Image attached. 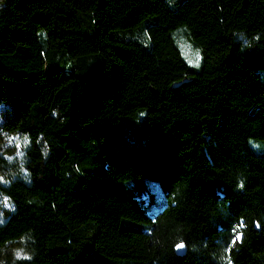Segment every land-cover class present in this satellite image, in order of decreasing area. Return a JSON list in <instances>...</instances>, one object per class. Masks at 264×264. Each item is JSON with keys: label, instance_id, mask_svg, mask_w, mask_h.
<instances>
[{"label": "trees", "instance_id": "1", "mask_svg": "<svg viewBox=\"0 0 264 264\" xmlns=\"http://www.w3.org/2000/svg\"><path fill=\"white\" fill-rule=\"evenodd\" d=\"M0 130V264H264V0H0Z\"/></svg>", "mask_w": 264, "mask_h": 264}, {"label": "rangeland", "instance_id": "2", "mask_svg": "<svg viewBox=\"0 0 264 264\" xmlns=\"http://www.w3.org/2000/svg\"><path fill=\"white\" fill-rule=\"evenodd\" d=\"M184 52L192 63L199 61V52L190 44L184 45ZM26 143L27 139L19 134H9L0 130V151H2L4 155H7L8 162L7 165L0 166V182L2 184H8L10 181L16 179L28 178V172L21 161L22 153L27 146ZM129 189L132 193L133 185L131 183L129 184ZM141 198H143L146 204L143 210L150 216L159 213L166 202L162 189L156 182H152L149 190L142 193V195L136 196L132 194V200H139ZM13 211L14 206L6 198L0 197V224L6 221V213H11Z\"/></svg>", "mask_w": 264, "mask_h": 264}, {"label": "water", "instance_id": "3", "mask_svg": "<svg viewBox=\"0 0 264 264\" xmlns=\"http://www.w3.org/2000/svg\"><path fill=\"white\" fill-rule=\"evenodd\" d=\"M180 245H182L183 247H179ZM177 246L176 248V253L178 254V256H185L186 254V247L184 244H180Z\"/></svg>", "mask_w": 264, "mask_h": 264}, {"label": "clouds", "instance_id": "4", "mask_svg": "<svg viewBox=\"0 0 264 264\" xmlns=\"http://www.w3.org/2000/svg\"><path fill=\"white\" fill-rule=\"evenodd\" d=\"M17 258L18 259H30L31 257L26 256V255H21L20 253H17Z\"/></svg>", "mask_w": 264, "mask_h": 264}, {"label": "snow or ice", "instance_id": "5", "mask_svg": "<svg viewBox=\"0 0 264 264\" xmlns=\"http://www.w3.org/2000/svg\"><path fill=\"white\" fill-rule=\"evenodd\" d=\"M179 247H183L182 245H180Z\"/></svg>", "mask_w": 264, "mask_h": 264}]
</instances>
